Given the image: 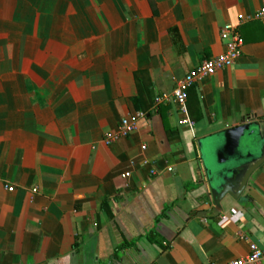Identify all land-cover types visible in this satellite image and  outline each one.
<instances>
[{"label":"crops","instance_id":"0c3cea01","mask_svg":"<svg viewBox=\"0 0 264 264\" xmlns=\"http://www.w3.org/2000/svg\"><path fill=\"white\" fill-rule=\"evenodd\" d=\"M261 7L0 0V264H223L263 247L264 163L217 215L207 187L231 163L224 131L264 122ZM226 24L234 65L188 90L185 115L153 107L224 52ZM125 117L138 129L106 146Z\"/></svg>","mask_w":264,"mask_h":264},{"label":"built area","instance_id":"2783aa9c","mask_svg":"<svg viewBox=\"0 0 264 264\" xmlns=\"http://www.w3.org/2000/svg\"><path fill=\"white\" fill-rule=\"evenodd\" d=\"M254 19L264 20V7H261L255 13ZM240 20L241 22H244L247 19L240 17ZM219 37L224 43V52L201 61L197 67L192 69L180 81H178L170 96H156L153 101V107H158L159 105L167 103H174L178 111L185 115L188 90L200 80L234 65L242 51V40L237 28L234 25L226 24L221 28ZM182 123L189 124L190 126L193 125V122L189 121L187 118H184ZM137 129L136 118L125 117L120 121L115 131L109 132L103 137V142L106 146H110L118 139L127 137ZM125 176H129V174H125ZM6 190L12 192L13 188L6 187ZM32 193H36V190L33 189ZM223 264H264V246L258 247L254 243H249V251L245 256Z\"/></svg>","mask_w":264,"mask_h":264},{"label":"water","instance_id":"95a60500","mask_svg":"<svg viewBox=\"0 0 264 264\" xmlns=\"http://www.w3.org/2000/svg\"><path fill=\"white\" fill-rule=\"evenodd\" d=\"M224 149L231 163L216 172L207 173V187L215 215L220 203L226 198H239L250 175L264 163V122L245 123L224 131ZM218 161L224 162V155ZM205 214V213H201Z\"/></svg>","mask_w":264,"mask_h":264}]
</instances>
